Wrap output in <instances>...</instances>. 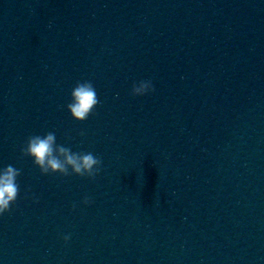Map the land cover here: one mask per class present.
<instances>
[{"label":"water","instance_id":"obj_1","mask_svg":"<svg viewBox=\"0 0 264 264\" xmlns=\"http://www.w3.org/2000/svg\"><path fill=\"white\" fill-rule=\"evenodd\" d=\"M48 132L95 178L21 155ZM0 165L75 264H264V0H0Z\"/></svg>","mask_w":264,"mask_h":264},{"label":"clouds","instance_id":"obj_2","mask_svg":"<svg viewBox=\"0 0 264 264\" xmlns=\"http://www.w3.org/2000/svg\"><path fill=\"white\" fill-rule=\"evenodd\" d=\"M150 91H154L151 80H141L138 84H133L131 95L143 96ZM99 103L91 81L77 82L71 91V101L67 104V110L74 120L83 122ZM21 155L32 158L34 165L43 175L58 173L62 176L74 174L95 178L102 164L101 158L92 152H73L68 147L58 145L54 132H48L43 136H30L25 146L21 148ZM20 174V170L12 165L0 170V216L9 212L17 200L20 191L17 178ZM83 202L88 204L90 198L85 197ZM64 239L67 241L69 237L65 236Z\"/></svg>","mask_w":264,"mask_h":264}]
</instances>
